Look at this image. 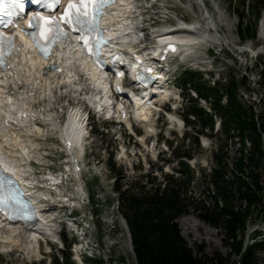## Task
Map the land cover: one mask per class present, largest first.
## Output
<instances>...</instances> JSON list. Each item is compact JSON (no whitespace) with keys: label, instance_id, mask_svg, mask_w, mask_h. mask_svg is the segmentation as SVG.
I'll use <instances>...</instances> for the list:
<instances>
[{"label":"rangeland","instance_id":"rangeland-1","mask_svg":"<svg viewBox=\"0 0 264 264\" xmlns=\"http://www.w3.org/2000/svg\"><path fill=\"white\" fill-rule=\"evenodd\" d=\"M203 2L204 5L196 3L195 0H163L157 4L161 8L155 10L157 13L164 14V9L162 8L167 9L169 21L172 23L177 19H182L190 23L199 21L200 24H203L205 21L207 22L208 18L214 20L213 26L215 28L209 36L216 39L219 46H216L214 50L216 55L208 58V63L202 65L203 70H209L214 73L212 80H216V74H219V79L222 77L226 81L231 78L237 81L240 76L244 75L247 78L248 87L246 89L242 85L238 86L237 92L238 94L240 93V97L237 100L244 105H251L256 111L261 110L264 107V95L262 94L263 87L258 84V72L261 70L262 64H264V41L258 40L256 34L253 41H240L236 31L238 22L237 15L242 17L243 22L254 23L255 12L252 10L251 5L254 4L256 7L258 1L203 0ZM206 12L208 13L206 14ZM263 13L264 6L260 8L256 17L255 33L257 34V22L259 26V20L263 16ZM147 16L143 15L142 18L145 19ZM163 21V19H157L154 16L155 27L161 26ZM145 27L147 26L145 25ZM248 48L249 50H247ZM220 50L221 53L219 52ZM255 56L256 58H254ZM190 71L195 72L192 68ZM180 73L178 70L175 75L178 76ZM199 75L204 81L209 79L207 75ZM211 83L212 81L209 80L208 84ZM174 84L179 88L177 79H175ZM178 88L175 92L172 91L174 106L169 107L164 116H153L150 123H143V126L135 128L136 136L144 137L143 145L139 144V138L135 140L133 138H127L126 136L123 138L122 136L125 146L130 148L129 152L137 151L140 154L141 162L133 166L132 170L115 160L118 143L115 137H113V134L111 135L110 133L112 131H118L117 127H111L105 130L103 128L102 131H99L98 129L101 127V124H105L93 120L90 127L85 125V134L87 137H91V141L89 143L90 146L87 148L88 154L84 157L83 162L87 163V167L81 172L80 184L84 186L88 198V204L84 206L85 222L88 224L87 238L93 241V246H97V249L95 248L93 253L94 260H98L99 264H135L131 245L129 242L128 244L126 243L125 234L120 228L122 218H120L117 208V194L113 191L114 179L121 186V190L125 188L139 190L145 185L146 181L153 177L156 179L155 184L161 181L164 174L180 177V174L177 173V163L179 160H183V163H187V167L193 175L188 191L195 198L197 197L199 202L205 207H210L211 193L209 192L207 194L202 192L208 179L206 177L203 180L201 176L206 175L209 168L211 169L213 167L214 161L211 164V159L214 153L213 150L217 144L222 145V156L225 158L228 166L227 176L232 177L234 175L233 164L239 153L237 141L234 140L236 145L226 143L223 141L224 139L220 132L213 134V130L204 129L201 133L197 134L199 137L195 138L197 143H194V133L200 128L197 125L194 126L195 121L192 122L190 116L186 119L184 117L185 113L182 112L183 105H194V103H187L184 99L183 101H178L181 100L184 94L180 93ZM186 92L189 96L193 97L192 91L186 90ZM177 93L179 94V98L177 97ZM73 98H68L70 100V108L73 105L71 110H78V112H81L79 114L84 118L87 115L86 108L88 107L82 101L77 105V100H73ZM66 99L64 102L63 100L60 102V107H65ZM41 104L42 106L48 105V107L39 108L37 105V110L45 111V109H52L54 107L59 112L60 107L53 102ZM204 104L199 100L196 101V106L199 108L207 107V102L205 106ZM65 116L61 115V119L66 120ZM174 121L178 126L174 125ZM90 128L92 129L91 134L89 131ZM151 129L156 135L157 144L154 148L148 149L147 144L154 139V136L151 139L147 138L149 133L146 130L151 131ZM49 131L45 132L44 136L38 138V153L35 158L41 159L43 157V164L57 171L60 169L59 159L62 156L61 154H57V147H59L58 138H56L57 135ZM183 134L185 138H181ZM205 143H207V146ZM145 145L147 147L146 150L144 148ZM184 156H189L190 159L186 160ZM44 158H47V160ZM55 160H58V162ZM133 160L139 161V158ZM111 166L114 168V173L110 168ZM35 172L36 177L40 178L44 170L42 167H35ZM259 174L261 203L264 204V168H259ZM67 188L69 191L68 194L72 195L71 188H75L73 183L71 182ZM199 202L198 204L189 206L187 213L176 219L175 223L180 236L194 256L201 259H211L212 262L209 264H216V259H219L222 264L234 262L236 257L227 245L230 241H227L223 230L221 228L209 227L198 219L197 215L199 211L197 209H199ZM231 203L236 209L239 206L241 209L244 208V203L241 202L240 204L235 198L232 199ZM259 208L260 205L253 207L247 217L243 243H249L259 238L256 237L257 234L253 236L254 232H257L259 236L261 235V231H264V217L260 219L258 214ZM54 226L55 229L60 227L58 225ZM17 238L19 242L24 241L28 243L24 234L20 233ZM46 246L39 245V253L35 257H23L16 251L2 253L0 254V264H50L49 262L52 256L54 254L58 256L56 251L60 246L54 244L53 241ZM254 257V264H264V252H255ZM70 259L72 261L71 254Z\"/></svg>","mask_w":264,"mask_h":264},{"label":"trees","instance_id":"trees-1","mask_svg":"<svg viewBox=\"0 0 264 264\" xmlns=\"http://www.w3.org/2000/svg\"><path fill=\"white\" fill-rule=\"evenodd\" d=\"M258 5H251L255 12L254 23L243 22L238 16L236 26L240 41L254 39L255 22L264 0H257ZM259 6V8H258ZM258 84L264 89V64L258 72ZM179 86L185 93L186 102H193L183 108L186 116L195 121L194 126L200 133L208 128L211 130L214 118L220 123V134L224 140L230 133L240 142V152L233 164L232 177L227 176L228 166L222 156V146L217 145L211 161L214 165L206 175L208 179L202 192L211 193V206L205 207L187 195L189 185L193 179L191 170L183 161H178L177 173L180 177L164 174L160 182L155 177L146 181L139 190L122 189L116 181L113 189L117 194V208L129 234L130 244L136 264H209V258H199L192 254L179 234L176 219L185 215L189 206L198 204L197 217L200 221L212 228H221L226 236L227 245L236 257L230 264H254L255 252H264V240H256L243 247V234L245 232L247 217L256 205H260V219L264 217V204L261 199V185L259 168H264V107L256 113L251 105L242 104L237 100L238 86L248 87L247 78L242 75L237 81L233 78L223 82L207 81L194 72L183 71L178 78ZM193 92L194 96L208 103L210 114L196 106V100L189 96L186 90ZM187 119V118H186ZM194 135V143H197ZM247 139L249 148L243 151L244 141ZM183 158V157H182ZM184 158H190L184 156ZM114 173V169L110 167ZM109 168V169H110ZM235 198L244 208H234L232 199ZM258 234L255 232L253 236ZM65 245V243H64ZM200 253V252H198ZM53 264H73L65 245L60 251L58 259H52ZM85 264H99L98 260H86ZM225 263V262H224ZM216 264H222L216 259Z\"/></svg>","mask_w":264,"mask_h":264},{"label":"bare ground","instance_id":"bare-ground-1","mask_svg":"<svg viewBox=\"0 0 264 264\" xmlns=\"http://www.w3.org/2000/svg\"><path fill=\"white\" fill-rule=\"evenodd\" d=\"M195 2L204 5L203 0H195ZM135 7L136 2L133 0H121L112 15L108 16V21L115 23L116 31L114 33L117 37L115 39L116 43L104 51L105 56L119 52L122 49L132 50L130 44L135 42L134 36L136 35L127 33L132 32L134 21L132 12ZM213 21L208 18L207 22L205 21L203 24L196 21L185 27H179V31L161 33L156 37L157 43L153 45L151 52L153 55L159 54L160 56L166 54L183 56V54L188 53L205 40L208 32L206 29H208L210 23L213 24ZM108 35H111V33L109 32ZM179 36L181 37L178 38ZM257 38L264 41V13L259 20ZM168 45L170 46L167 47ZM75 48L76 45H69L65 50H62L64 53H60L62 57L59 58L58 62L59 72H46L45 66L38 59L32 58L27 49H23L21 57L15 58L10 63V68L3 73L4 80L0 86V118H2V123L0 122V126H2L0 128V133H2L0 157L2 161L0 164L6 172L11 173L21 182H23L24 177L30 178L31 174L28 171L27 162L30 158H35L38 153V138L52 129V133L57 135L56 137L61 143V150L67 154V162L73 170L71 174L72 181L75 183L73 195L78 200H82L87 194L79 182L81 173L78 171V162L82 154L79 140H82L85 136L84 119L78 110H69L67 111L66 124L60 127L57 124L59 115L54 107L45 109V111L36 110L37 105L39 108L48 107V105L42 106L41 103L53 102L59 106L60 102L62 100L64 102L66 97L83 99L91 104L96 94L100 91L107 92L106 83L101 78L100 73H97L94 69H89L83 64L79 66L77 63L75 64L73 53ZM161 93L163 96L170 94L169 91L165 90ZM57 95L59 96L57 97ZM58 100L59 102H57ZM134 100L135 107L131 112L134 114L133 117L137 119L136 122H138L139 127H141L144 125L143 122H146L149 116L152 115V111L142 103L141 99L134 98ZM116 107L119 108L120 106L117 105ZM22 110L26 115L24 117H20ZM111 110L107 107L106 112ZM128 115L126 113L123 120L126 126L130 124L126 120L129 117ZM33 119L36 121L32 122ZM234 140L237 141L236 138ZM143 141L144 137L139 139L140 145H143ZM237 145L239 146L238 142ZM246 146H248L247 143ZM42 176L43 174L40 179ZM51 224L44 215H41L40 221L36 223L35 227H29L30 229H21L17 226L18 224L10 225V227L6 224L2 225V229H0V251H16L23 257H35L37 250L34 244H36L39 237H43L42 233L51 230ZM122 230L128 244L126 229L123 225ZM20 233L24 234L28 243L18 241L17 237Z\"/></svg>","mask_w":264,"mask_h":264},{"label":"snow or ice","instance_id":"snow-or-ice-1","mask_svg":"<svg viewBox=\"0 0 264 264\" xmlns=\"http://www.w3.org/2000/svg\"><path fill=\"white\" fill-rule=\"evenodd\" d=\"M34 2L39 4L42 0H34ZM60 2L61 0H54L55 4H60ZM115 2L116 0H78V3L69 2L65 14L59 20L41 15L33 16L28 23V28L35 30L24 34L32 41L34 47L47 57L52 45L69 36V32L64 31L61 27L62 21L71 30L79 31L80 36L78 39L84 43L86 49L91 47L92 54L98 58L101 44L106 43L100 32L99 22L103 18L104 8L110 7ZM5 4L7 8L4 7ZM44 6L51 9L53 4H45ZM23 11V0H0V26L8 27L12 25V17L23 13ZM5 16L8 19L5 20L3 18ZM41 22H43L42 25ZM5 47L10 51L15 47V42L11 37L0 35V67L4 66L2 57ZM50 70L59 71L54 65L50 66ZM19 195H22V193H19L17 186L9 177L4 175L3 169H0V211L14 209L20 203Z\"/></svg>","mask_w":264,"mask_h":264},{"label":"water","instance_id":"water-1","mask_svg":"<svg viewBox=\"0 0 264 264\" xmlns=\"http://www.w3.org/2000/svg\"><path fill=\"white\" fill-rule=\"evenodd\" d=\"M127 235H128V234H127ZM245 245H246V244H245V243H243V247H245Z\"/></svg>","mask_w":264,"mask_h":264}]
</instances>
